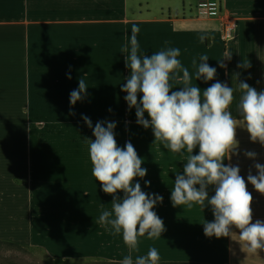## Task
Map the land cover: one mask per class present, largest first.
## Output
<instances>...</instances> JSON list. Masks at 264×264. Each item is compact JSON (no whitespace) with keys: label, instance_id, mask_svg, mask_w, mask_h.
I'll list each match as a JSON object with an SVG mask.
<instances>
[{"label":"crops","instance_id":"obj_1","mask_svg":"<svg viewBox=\"0 0 264 264\" xmlns=\"http://www.w3.org/2000/svg\"><path fill=\"white\" fill-rule=\"evenodd\" d=\"M220 3L227 23L202 16L204 9L194 12L193 20L140 22V15L147 13L138 9L133 0H0V207L10 205L12 176L30 177L29 182L34 183L36 190L45 191L46 185L57 193L60 181L70 182L75 176L95 180L90 153L85 149L95 139L93 129L97 122L115 123L117 146L124 128L142 127L137 123L136 109L129 110L127 93L121 91L130 76L125 55L130 54L131 29L135 25L140 28L138 55L151 56L161 50L179 48L177 59L188 68L193 83L201 55H207V63L216 69V75L207 83L197 80V86L205 90L220 82L233 87L234 99L229 110L238 121V146L223 163L239 167L252 195V222L264 221V195L247 183L250 171L257 174L255 164L264 165V145L251 142L237 110L242 95L239 82H246L258 92L264 91V0H220ZM126 46L129 52L123 51ZM81 78L89 88L80 101L70 106V93L78 89ZM170 83L173 90L182 87L175 81ZM140 98L138 95V103ZM12 115L19 117V124L26 123V119L33 123L35 136L16 138L9 120ZM85 116L91 120L92 128L82 119ZM145 119H150L147 113ZM59 128H66L67 134L54 136ZM136 132L130 130L131 142L136 141ZM145 134L147 138L154 137L153 131ZM60 143L67 145L65 151H60L64 149L59 147ZM198 151L194 149L193 155ZM248 152L254 153L255 158H248L245 155ZM136 153L142 161H148L147 168L141 164L147 170L145 183L150 182L145 193L163 198L154 207L164 209L157 213L165 229L161 238H157L163 248L158 252L162 257L158 263L264 264V251L248 254L241 249L238 235L219 239L205 236L203 223L214 221L210 206L173 207L171 191L176 174H183L182 155L167 149L154 151L153 147ZM94 182L98 186L93 184L81 191L99 192L92 197L98 205L112 202L99 182ZM208 194L209 198L214 195V187L208 188ZM231 231L238 234L235 228ZM106 236L72 232L64 238L68 241L67 253L96 252L101 244L108 246ZM141 239L138 251L131 255H138L142 248L146 256L155 247L154 238L146 235ZM116 245L119 249L116 260L122 263L119 257H123L125 243L121 240Z\"/></svg>","mask_w":264,"mask_h":264},{"label":"clouds","instance_id":"obj_2","mask_svg":"<svg viewBox=\"0 0 264 264\" xmlns=\"http://www.w3.org/2000/svg\"><path fill=\"white\" fill-rule=\"evenodd\" d=\"M139 32L140 28L133 25L130 54L125 55L130 76L121 91L127 93L125 100L129 110L136 109L138 125L152 129L154 143L159 142L170 153L184 157L183 174H176L171 191L173 207L185 205L191 208L198 204L203 209L210 206L214 221L203 223L206 237L219 239L238 235L241 249L251 255L259 254L264 251V221L252 222V195L247 191L239 167L223 163L231 158L230 153L238 146V121L229 110L234 99L233 87L220 82L205 90L197 86V80L203 79L207 83L216 75V69L207 63V55L200 57L195 83L188 68L177 59L179 48H168L151 56L138 55ZM123 51L129 52L128 47ZM193 64H196L195 60ZM171 81L182 87L173 90ZM238 87L242 93L237 104L240 122L252 143L264 145V91L258 92L246 82H239ZM88 88L85 79L81 78L78 89L70 93V106L80 101ZM138 95L141 96L139 103ZM145 113L150 119H145ZM82 119L92 128L88 117ZM115 127L113 122H97L93 129L95 139L90 141L92 175L102 186V191L113 197L111 211H103L99 223L110 224L112 234L122 236L129 249L122 264H158L160 256L155 247L150 248L146 256H137L135 262L131 253L138 251V237L147 234L149 239L161 238L165 230L163 221L153 209L163 198L144 193L139 183L133 185L134 179L145 177L147 170L141 167L142 160L130 142L124 148L117 146ZM196 148L198 154L193 155ZM245 155L255 158L252 152ZM255 169L257 174L250 171L247 183L264 195V165L256 163ZM210 186L214 187L211 198L208 194ZM118 192L124 194L122 199L116 195ZM233 228L238 234L231 231Z\"/></svg>","mask_w":264,"mask_h":264},{"label":"rangeland","instance_id":"obj_3","mask_svg":"<svg viewBox=\"0 0 264 264\" xmlns=\"http://www.w3.org/2000/svg\"><path fill=\"white\" fill-rule=\"evenodd\" d=\"M138 9L142 10L145 15H140V22L149 23H166V19L175 21L184 19H194L193 13L197 10L204 9L202 16L216 17L221 24L228 21V18L222 14L220 0H133ZM207 11V12H206ZM186 15H182L181 13ZM171 13V15H167ZM191 14V15H188ZM233 26V25H231ZM12 126V133L15 137L26 136L27 138L35 136V128L26 123L19 124L21 120L17 115L9 118ZM18 126L20 129L13 127ZM135 129H123V138L118 142V147L124 148L126 143L130 142L136 151H146L154 148V151L166 150L159 142L154 143V137L151 135L146 137L147 131L151 128L134 127ZM15 129V130H14ZM131 131H137L135 142L129 137ZM141 130V133L139 132ZM142 130L145 132L142 135ZM119 131V129H118ZM67 134L66 128H59L55 135ZM20 134V135H19ZM50 136L51 134L44 133ZM153 143V145H152ZM59 147L67 149L65 143L59 144ZM90 145L85 150L89 151ZM53 151H55L53 149ZM144 168H147L148 161H142ZM74 180L70 182L60 181L58 193L52 191L50 186H43L41 190L35 188L34 183H30V177L12 176L11 201L10 205L0 207V264H122L117 262L118 252L117 242L121 243L123 238L121 235H113L111 225H103L99 223V216L105 210L111 211V203L104 205L94 203L93 195L99 193L94 191H81L82 189H90L91 185H97L94 179H83L81 177H72ZM80 178H82L80 180ZM23 179V180H22ZM147 177L135 178L133 185L139 183L141 190L145 193ZM26 182V184H25ZM42 183L41 181H38ZM26 188H25V187ZM39 186V185H38ZM97 186L95 188L97 189ZM24 187V188H23ZM76 187L77 190L69 188ZM93 187V186H92ZM30 188V189H29ZM40 188V186H39ZM25 189V190H24ZM51 189V190H50ZM107 195V194H106ZM119 198H123V193L116 194ZM110 195H107V198ZM85 198V199H84ZM113 197L111 196V200ZM86 200V201H84ZM110 205V206H109ZM163 208H154L153 211L162 213ZM160 217L161 215H157ZM113 217H110V219ZM162 218V217H161ZM72 232H96L106 234L108 246L101 244L99 250L84 255H69L67 253V239H64ZM72 235V234H71ZM147 234H145L146 236ZM138 237V242L143 240ZM153 239V238H152ZM155 248L158 252L163 250L162 242L154 238ZM7 243H14L17 246H10ZM99 242V241H96ZM110 247L108 250L107 248ZM123 250L124 259L129 255V249ZM146 251V250H144ZM133 251L131 254L135 253ZM142 248L139 249L138 255H132L133 260L137 256H144ZM162 257L160 256V259ZM121 261V260H119ZM123 261V260H122Z\"/></svg>","mask_w":264,"mask_h":264},{"label":"trees","instance_id":"obj_4","mask_svg":"<svg viewBox=\"0 0 264 264\" xmlns=\"http://www.w3.org/2000/svg\"><path fill=\"white\" fill-rule=\"evenodd\" d=\"M6 244L10 245V246H17L16 244L14 243H7ZM158 264H192V263H158Z\"/></svg>","mask_w":264,"mask_h":264},{"label":"built area","instance_id":"obj_5","mask_svg":"<svg viewBox=\"0 0 264 264\" xmlns=\"http://www.w3.org/2000/svg\"><path fill=\"white\" fill-rule=\"evenodd\" d=\"M230 30H231V29H230ZM230 30H229V31H230Z\"/></svg>","mask_w":264,"mask_h":264}]
</instances>
